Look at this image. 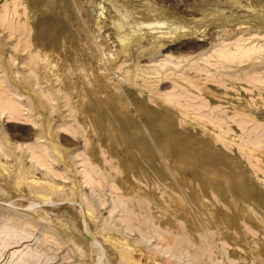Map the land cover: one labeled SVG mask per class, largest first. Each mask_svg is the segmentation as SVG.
<instances>
[{"label":"rangeland","instance_id":"obj_1","mask_svg":"<svg viewBox=\"0 0 264 264\" xmlns=\"http://www.w3.org/2000/svg\"><path fill=\"white\" fill-rule=\"evenodd\" d=\"M92 1L71 29L87 73L110 86L100 92L125 97L131 121L99 106L101 133L49 69L54 60L71 68L78 53L64 62L53 46L47 59L35 51V31L40 45L52 43L55 12L45 0H0V264H264V0ZM147 106V116L139 113ZM169 111L177 139H187L185 156L157 140ZM210 151L218 161L229 155L223 171L196 161Z\"/></svg>","mask_w":264,"mask_h":264},{"label":"bare ground","instance_id":"obj_2","mask_svg":"<svg viewBox=\"0 0 264 264\" xmlns=\"http://www.w3.org/2000/svg\"><path fill=\"white\" fill-rule=\"evenodd\" d=\"M28 1V0H27ZM34 1H36V0H34ZM77 1V4H76V6L77 7H75L76 9H73V11H72V6H70V5H63L62 7H59L58 5L59 4H57V2H56V0H45V2H43L42 3V7H46V6H48V7H50V9L52 10V11H54L55 12V16H54V18H53V21H52V23H51V25H52V31H50V32H48L47 34V36L48 37H53L52 39H53V41H52V43H50V44H42V45H40V41L39 40H43L42 38L44 37V34H40L39 32H38V34L37 33H35V32H33L34 34H36L35 35V40H36V44H35V51H36V49H39V52H43L44 53V58H46L47 56H50V53H51V51L53 50L55 53H57L58 55V57L57 58H59L60 57V59H62L63 57H65V59L67 58V57H69L70 58V56H72V55H74L75 53H78V55L80 56V58L79 59H74L73 57L71 58V63L69 64V65H71V68H69V69H66V70H60V67H61V64H59V63H56V61L54 60L53 62H52V64H50L51 65V68L49 67V69H51L50 71L52 72V77H54V79H56L55 81H60V84H61V89L63 90V91H67L68 93H70L69 95H71L70 97H72V99H73V101H74V103L75 104H77V108L80 106V113L78 114V116L80 115V118H82V120H83V122L85 123V124H88V119H91L92 121H93V124L95 125V129H96V131H97V133L98 132H100L101 131V128H100V126H99V114H98V111H97V109H99L98 107L100 106V107H103L104 105H111V106H113L114 107V109H116V117H118L119 119L122 117L123 118V116L127 119V121H126V123H131V121H130V119H129V117H126V116H128V113L125 115V112L123 113V109H126L127 107L126 106H123V104H122V102L125 100V97L123 98V96H121V95H119V99H115V97H110V95H109V93L108 92H100L99 91V89L98 88H105V89H109L110 88V86L108 85V84H106V83H103L102 82V80L98 77V74H91V76H89V74L87 73V70L89 71V69H87L86 70V68H88V67H86L85 68V64L86 63H88V62H86L85 61V63L83 62V46H81V44H79V40H77V37H75V35L73 34V30L71 29V22H72V17L74 18V21H76V22H79L80 21V15L82 14V13H84V11H85V9L87 8L86 7V4L88 3V4H93L94 2L92 1V0H76ZM68 3H70V1L68 2ZM26 4V3H25ZM75 5V4H74ZM95 5V4H94ZM98 5V4H97ZM27 6V5H26ZM40 6V5H39ZM88 6V5H87ZM34 7V6H33ZM37 7V6H36ZM96 7V6H95ZM39 9V8H38ZM37 9V10H38ZM49 9V8H48ZM47 9V10H48ZM92 9V8H91ZM130 9V8H129ZM141 9V8H140ZM149 9V8H148ZM24 10H26L25 8H24ZM37 10L35 9V12H37ZM41 11H42V9H40ZM44 10V9H43ZM95 10V9H94ZM32 11V10H31ZM97 11V10H96ZM87 12V11H86ZM143 12V11H142ZM33 13V12H32ZM44 13V12H43ZM49 13V12H48ZM97 13H99V12H97ZM148 14H150V13H148ZM36 15V14H35ZM52 15V14H51ZM101 15V14H100ZM145 15H146V13H145ZM84 16V15H83ZM151 16V15H150ZM32 18V17H31ZM50 18V17H49ZM25 20H27L26 19V17H25ZM50 20V19H49ZM52 20V19H51ZM95 20V22L97 23V21H98V19H97V21H96V19H94ZM81 22V21H80ZM117 22V21H116ZM34 24V23H33ZM35 24H36V22H35ZM75 24V23H74ZM97 24H99V23H97ZM114 24V23H113ZM44 25H46V24H44ZM50 25V24H49ZM96 24H94V26H95ZM100 25V24H99ZM97 26V25H96ZM95 26V27H96ZM29 27V26H28ZM39 27H42V25L41 26H39ZM47 27V26H46ZM76 27V26H75ZM25 28V27H24ZM44 29V28H43ZM95 29V28H94ZM31 30V29H30ZM81 31L83 30V29H80ZM96 30V29H95ZM59 31H63L64 32V37L63 38H65V42H64V44H59L58 42H57V39L59 38L58 36V32ZM97 31H98V29H97ZM46 32V31H45ZM99 32V31H98ZM44 33V32H43ZM101 33V32H100ZM151 33V32H150ZM21 34H23V31H22V33ZM98 34V33H97ZM104 34V33H103ZM62 35V36H63ZM146 35V34H145ZM77 36V35H76ZM82 36V35H81ZM155 36V35H154ZM164 37L166 36V35H163ZM100 37H101V35H100ZM103 37V36H102ZM161 38H162V36H160ZM45 38V37H44ZM107 38V37H106ZM156 39H158L157 37H156ZM26 42H27V40H26ZM25 42V43H26ZM39 42V43H38ZM62 42V41H61ZM83 42V41H82ZM103 43V42H102ZM30 46V45H29ZM53 46V48H52V50L50 49V47H52ZM102 46V45H101ZM25 47H27L25 44H24V49H25ZM110 48V47H109ZM40 49L42 50V51H40ZM51 50V51H50ZM109 50H111V49H109ZM38 51V50H37ZM107 51V50H106ZM106 51H105V53H106ZM34 52V51H33ZM53 52V53H54ZM109 52V51H108ZM107 52V53H108ZM43 53H41V54H43ZM110 53H112V51L110 52ZM110 53H109V55H110ZM33 54V53H32ZM85 55V54H84ZM230 55V54H229ZM46 56V57H45ZM52 56V55H51ZM105 56V55H104ZM53 57V56H52ZM39 58H40V56H39ZM51 58V57H50ZM54 58V57H53ZM98 58V57H97ZM238 58H239V56H238ZM36 59V58H35ZM41 59V58H40ZM47 59V58H46ZM49 59V58H48ZM43 60V59H42ZM57 60V59H56ZM62 60H64V58L62 59ZM68 60V59H67ZM68 60V61H69ZM98 60H99V58H98ZM32 61V60H31ZM51 61V60H50ZM33 62V61H32ZM47 62V61H46ZM45 62V63H46ZM58 62H60V61H58ZM64 62H67V61H65L64 60ZM101 62V61H100ZM99 62V63H100ZM48 63V62H47ZM62 63V62H61ZM98 64V63H97ZM101 64V63H100ZM49 65V66H50ZM64 66H65V64H63ZM67 65V64H66ZM69 65H67V66H69ZM42 66V65H41ZM47 66V65H46ZM89 66V65H88ZM221 66H223V65H221L220 64V67ZM226 67V66H225ZM67 68V67H66ZM98 68V67H97ZM223 68V67H222ZM44 69V68H43ZM102 69V68H101ZM91 70V69H90ZM99 70V69H98ZM118 70V69H117ZM93 71V70H92ZM103 71V70H102ZM101 71V72H102ZM90 72V71H89ZM94 72V71H93ZM96 72H98V71H96ZM32 73H34V72H32ZM46 73V72H45ZM91 73V72H90ZM104 73V72H103ZM103 73H101V74H103ZM110 73V72H109ZM35 75V74H34ZM106 75V74H105ZM105 75H103V76H105ZM106 76H108V75H106ZM112 76V75H111ZM107 78V77H106ZM105 78V79H106ZM122 78V77H121ZM123 79V78H122ZM254 79V78H253ZM103 80H104V78H103ZM107 80H109V79H107ZM53 81V80H52ZM109 81H111V80H109ZM214 81H215V79H214ZM239 81H241V80H239ZM242 81H243V79H242ZM252 81H257V80H252ZM251 81V82H252ZM245 83V82H244ZM247 83H249V82H247ZM52 84V83H51ZM114 84V83H113ZM38 85V84H37ZM143 85V84H142ZM218 85V84H217ZM248 85V84H247ZM142 86H140V88H141ZM144 87V86H143ZM240 87V86H239ZM242 88V87H241ZM256 88H257V86H256ZM259 88V87H258ZM45 90V89H44ZM260 90V89H259ZM1 91H3V90H0V92ZM117 92V91H116ZM131 92V91H130ZM150 92V91H149ZM3 93V92H2ZM111 93V92H110ZM118 94H120L119 92H117ZM133 93V92H132ZM141 93V92H140ZM153 93V92H152ZM49 94V93H48ZM142 94V93H141ZM141 94H134V96H133V101L136 103V104H143L144 103V99L141 97ZM150 94V93H149ZM156 93H154L153 94V97H152V99L154 100L155 99V101H157V99L154 97V95H155ZM2 95V94H1ZM69 97V96H68ZM3 99H4V97H3ZM7 100H8V98H6ZM151 99V100H152ZM165 99V98H164ZM2 99L0 98V103L2 102H4L3 100L1 101ZM11 100V99H10ZM262 100V99H261ZM263 101V100H262ZM94 102H96L97 104H94ZM125 102H127V101H125ZM67 103V102H66ZM128 103V102H127ZM127 103H125V104H127ZM133 103V102H132ZM150 103H152V101L150 102ZM156 103V102H155ZM166 103H167V101H166ZM169 103V102H168ZM167 103V104H168ZM263 103V102H262ZM78 104H79V106H78ZM154 104V103H153ZM1 105H3L2 107L4 108V105L6 106L7 104L6 103H3V104H1ZM0 105V106H1ZM160 105V104H159ZM111 106H110V108H111ZM151 106V105H150ZM105 107H109V106H105ZM126 107V108H125ZM161 106H159V108H160ZM7 108H9V106L7 107ZM6 108V109H7ZM260 108V107H259ZM150 109H151V107H149V106H147V107H140V109H139V113H141L142 115H145L148 111H150ZM154 109V108H153ZM156 109V108H155ZM4 110L5 109H3L1 112H4ZM9 111H11V109H8ZM17 110V109H16ZM165 110V109H164ZM168 110H170V109H168ZM181 110H183V109H181ZM79 111V110H78ZM138 111V110H137ZM171 111V110H170ZM170 111H169V113H170ZM173 111V110H172ZM171 111V112H172ZM12 112V111H11ZM14 112V111H13ZM100 112H101V109H100ZM103 112V111H102ZM153 112V111H152ZM165 112H168L167 110L165 111ZM165 112H163V114L165 113ZM15 114L17 113L16 111L14 112ZM14 113L12 114V113H10V115H11V118H12V115L14 116ZM153 113H155V112H153ZM157 113H158V111H157ZM168 113V114H169ZM182 113V112H181ZM140 114V115H141ZM148 114H150V113H148ZM152 114V113H151ZM161 114V113H160ZM159 114V115H160ZM172 114H173V112H172ZM18 115V114H17ZM106 115H107V113H106ZM154 115V114H153ZM158 115V116H159ZM165 115L166 114H164L163 116H164V118H165ZM203 115V114H202ZM205 115V114H204ZM16 116V115H15ZM113 116V115H112ZM115 116V115H114ZM113 116V117H114ZM129 116H130V113H129ZM146 116H147V114H146ZM148 116H150V115H148ZM155 116V115H154ZM196 116V115H195ZM210 116H211V114H210ZM210 116H208V118H210ZM102 117V116H101ZM132 117V116H131ZM151 117H153L152 115H151ZM166 117H168V121L166 122V121H164V123H162V124H160V126H159V129H157V130H155L156 131V133L157 132H159L160 131V134L162 133V135H163V139H157V140H160L159 141V143L160 144H165V143H167V141L169 140V142H170V140H172L171 141V143H170V145L172 146V148L170 147V149H172V150H174L176 153L178 152V150H179V153H180V148L182 147V146H185V144H183V142L184 141H186L187 139L186 138H181V139H177V138H179V136H183L182 135V133H180V132H176V124H175V118L171 115V113H170V115H167ZM109 118V115L106 117V119H108ZM133 118V117H132ZM132 118H131V120H132ZM158 118V117H157ZM199 118H200V116H199ZM205 118V117H204ZM217 118H219V117H217ZM113 119H115V118H113ZM118 119V120H119ZM146 119V118H145ZM144 119V121H147V120H145ZM162 119H163V117H162ZM197 119H198V117H197ZM220 119H223V118H220ZM229 119V118H228ZM233 119V118H232ZM112 119H111V117H110V121H111ZM117 120V121H118ZM135 120V119H134ZM153 120V119H152ZM157 120H159V119H157ZM156 120V121H157ZM164 120V119H163ZM206 120H208V119H206ZM212 120H215L214 118L212 119ZM217 120V119H216ZM125 121V120H124ZM179 121V120H178ZM209 121H210V119H209ZM91 122V121H90ZM107 122V121H106ZM105 122V123H106ZM113 122V121H112ZM134 122V121H133ZM137 122H139V121H137ZM136 122V123H137ZM148 122V121H147ZM149 122H150V120H149ZM151 122H153V121H151ZM149 123L150 125H149V128H154V124L153 123ZM183 122V121H182ZM102 123H103V121H102ZM117 123V122H116ZM119 124H120V121L118 122ZM117 123V125H119ZM122 123V122H121ZM214 123V122H213ZM139 124H141L140 122H139ZM138 124V125H139ZM217 124V123H216ZM93 125V126H94ZM103 125V124H102ZM123 125V124H122ZM130 125V124H129ZM128 125V126H129ZM132 125V124H131ZM133 125H135V123L133 124ZM86 126H88V125H86ZM104 126H106V128L108 127V128H110V130L114 133L115 132V128L113 127V124L111 125V124H109L108 126H107V124L106 125H104ZM142 126V125H141ZM216 126V125H215ZM89 127V126H88ZM87 127V128H88ZM117 127V126H116ZM122 128H123V126H121ZM124 127H126L125 125H124ZM130 127V126H129ZM133 127V126H132ZM145 127V126H144ZM155 127H156V125H155ZM158 127V126H157ZM86 128V129H87ZM107 128V129H108ZM143 128V127H142ZM220 128V127H219ZM134 129V128H133ZM146 129V128H145ZM155 129V128H154ZM153 129V130H154ZM153 130H151V131H153ZM184 130V129H183ZM90 131V130H89ZM89 131H86V132H88L89 133ZM120 131V130H119ZM141 131H142V129H141ZM154 131V132H155ZM178 131H180V130H178ZM123 132H125L124 130H123ZM153 132V133H154ZM101 133V132H100ZM119 133V132H118ZM117 133V134H118ZM121 133V132H120ZM132 133V132H131ZM130 133V136H132V134ZM142 132H140V129L138 128L137 129V133H136V135L137 134H141ZM122 134V133H121ZM125 134V133H124ZM88 135V134H87ZM114 135V134H113ZM116 135V134H115ZM114 135V136H115ZM120 137V136H119ZM116 138V140L118 139V137H115ZM121 138V137H120ZM124 138V137H123ZM122 138V139H123ZM188 138V137H187ZM121 139V140H122ZM130 139H132V138H130ZM142 139V138H141ZM115 140V139H114ZM133 140V139H132ZM129 141V140H128ZM147 142V141H146ZM168 142V143H169ZM189 142V141H188ZM117 143H118V141H117ZM120 143V142H119ZM118 143V144H119ZM131 143V142H130ZM137 143V142H136ZM198 143V142H197ZM121 144V143H120ZM123 144H125V143H122V145ZM132 144L134 145L133 147L136 149V147H135V144H134V141H132ZM131 144V145H132ZM158 144V143H157ZM191 144V143H190ZM146 144H145V142H144V140H141L140 142H139V146H141V147H144ZM195 145V144H194ZM199 145H200V142H199ZM198 145V146H199ZM138 146V147H139ZM168 146V145H167ZM188 146V145H187ZM203 146V145H202ZM120 147H121V145H120ZM147 147H148V145H147ZM189 147H191V146H189ZM124 148V147H123ZM140 148V147H139ZM165 148H166V146H165ZM199 148H201V146L199 147ZM203 148V147H202ZM129 149V148H128ZM146 149V148H145ZM169 149V147H167V150ZM182 149V148H181ZM190 149H192V148H189V150ZM124 150V149H123ZM122 150V151H123ZM139 150V149H138ZM143 150V149H142ZM148 150V149H147ZM164 150V149H163ZM167 150H165V153H166V151ZM182 150H185V151H187V149H182ZM196 150V149H195ZM211 151L213 150V149H210ZM133 151L134 150H125V156H126V165L127 166H129L130 168H135V166H136V164H137V159H136V156H135V154L133 153ZM206 151V150H205ZM209 152L208 153V156L206 157V158H201L200 156L199 157H197V155H195V159H196V157H197V159H196V161L198 162V163H202V164H204L206 167H211V169H213V170H215V169H217L221 164L223 165L224 163H225V161L226 160H228V159H230V157H229V155H223L222 156V158H221V160L220 161H218L217 160V156L213 153V152ZM138 153H139V151H138ZM170 153H171V151H170ZM172 153H173V151H172ZM183 153H184V151H183ZM182 153V151H181V154H183ZM187 153H189V151H187ZM195 153H196V151H195ZM201 153V151H199V153L198 154H200ZM164 154V153H163ZM169 154V153H168ZM190 154H193V153H190ZM166 155V154H165ZM164 155V156H165ZM170 155V154H169ZM168 155V156H169ZM172 155V154H171ZM174 155H176V154H174ZM184 155V154H183ZM201 155V154H200ZM207 155V154H206ZM156 156V155H155ZM154 155H153V153L152 154H150V153H148L147 151H145V158L147 159V161H148V163H150L152 166H154V167H158V165L160 166V164H158V162L159 161H156V157H155ZM177 156H181V155H177ZM185 156V155H184ZM187 156V155H186ZM188 157V156H187ZM187 157L184 159V160H186L187 159ZM191 157V156H190ZM221 157V156H220ZM165 158V157H164ZM173 158H174V156H173ZM184 158V157H183ZM144 159V158H143ZM177 159H180V157H178ZM192 159V158H191ZM195 159H193V160H195ZM140 160V159H139ZM157 160H159V158L157 159ZM167 160L169 161V157H167ZM171 160H173V159H171ZM175 160H176V158H175ZM183 160V161H184ZM188 160V159H187ZM190 160V159H189ZM232 160V159H231ZM181 161H182V158H181ZM180 161V162H181ZM124 162H125V160H124ZM174 162V161H173ZM179 162V163H180ZM185 162V161H184ZM183 162V163H184ZM196 162V163H197ZM227 162V161H226ZM234 162H237V160L235 161L234 160ZM121 163H122V161H121ZM178 163V162H177ZM183 163H182V166H183ZM229 163H231V161H229ZM124 164V163H123ZM165 164V163H164ZM181 164V163H180ZM186 164V163H185ZM184 164V165H185ZM189 164V167H190V163L189 162H187V164L186 165H188ZM237 164V163H236ZM140 165V164H139ZM172 165H173V163H172ZM124 166V165H123ZM166 166V165H165ZM164 166V167H165ZM233 166H234V164H233ZM125 167V166H124ZM128 167V168H129ZM197 167V166H196ZM202 167V166H201ZM201 167H199V168H201ZM205 167V168H206ZM221 167V169H217L218 171L219 170H222L223 171V169H222V166H220ZM224 168V167H223ZM226 168H227V166H226ZM225 168V171L227 170ZM95 170V169H94ZM135 170V169H134ZM158 170V169H157ZM156 170V171H157ZM91 171V170H90ZM224 171V172H225ZM92 172V171H91ZM212 172V171H211ZM214 172H216V171H214ZM139 173V172H138ZM162 172H160V174H161ZM145 174H147V173H145ZM159 174V175H160ZM164 174V173H163ZM208 174V173H207ZM210 174V173H209ZM224 174V173H223ZM226 174V173H225ZM224 174V177H226L227 178V180H228V182L230 183V184H233L234 183V181H235V179L233 178V177H229L228 178V176H226V175H228V173L225 175ZM90 175H92V174H90ZM139 175V174H138ZM211 175V174H210ZM222 175V174H221ZM220 175V176H221ZM230 175V174H229ZM241 175V174H240ZM207 176V175H206ZM214 176V175H213ZM219 176V177H220ZM242 176V175H241ZM120 177V176H119ZM138 177H140V176H138ZM199 177V176H198ZM201 178H202V176H200ZM235 177H237V176H235ZM121 178V177H120ZM204 178V177H203ZM214 178V177H213ZM222 178V177H221ZM237 178H239V177H237ZM242 178H243V176H242ZM142 179V178H141ZM121 180L122 181H124L122 178H121ZM120 180V181H121ZM239 180H241V177L239 178ZM168 181V180H167ZM213 182H214V180H212ZM242 181V180H241ZM164 182H166L165 180H164ZM227 182V181H226ZM235 182H237V179H236V181ZM173 183V182H172ZM241 183V182H240ZM239 182H237L236 183V185L237 186H239V188L241 187V189H242V186H240L239 184H240ZM215 184H217V183H215ZM219 184V183H218ZM242 184V183H241ZM167 185V184H166ZM212 185V184H211ZM97 186V185H96ZM235 186V185H234ZM170 187H171V185H170ZM169 187V188H170ZM228 187H230V186H228ZM232 187V186H231ZM244 188V187H243ZM173 189V188H172ZM238 189V188H237ZM241 189H239V190H241ZM245 189V188H244ZM244 189H243V192L245 193V195L247 194V191H244ZM218 190V189H217ZM227 190V189H226ZM138 191V190H137ZM230 191V190H229ZM242 192V191H241ZM244 193H240L241 195H242V197L244 196V197H246L245 195H244ZM229 195V194H228ZM237 195V194H236ZM240 195V196H241ZM251 195V194H250ZM223 197V196H222ZM239 197V196H238ZM251 197V196H250ZM249 197V198H250ZM227 198H228V196H227ZM121 201V200H120ZM258 201V200H257ZM256 201V202H257ZM177 202V201H176ZM264 202V201H263ZM229 203V202H228ZM120 204V203H119ZM181 204V203H180ZM214 204V203H213ZM217 204V203H216ZM232 204V203H231ZM126 205V204H125ZM124 205V206H125ZM212 205V204H211ZM261 205V204H260ZM262 205H264V204H262ZM126 207V206H125ZM261 207H263V206H261ZM213 208V207H212ZM223 209V208H222ZM238 209V208H237ZM242 209V208H241ZM205 210V209H204ZM239 210V209H238ZM128 211V210H127ZM202 211H203V209H202ZM217 211V210H216ZM228 211V210H227ZM130 212V211H129ZM128 212V213H129ZM214 213H215V211H213ZM205 213V212H204ZM205 214H207V213H205ZM204 214V215H205ZM231 214V213H230ZM212 215V214H211ZM237 227V226H236ZM235 227V228H236ZM241 232V231H240ZM239 233V232H238Z\"/></svg>","mask_w":264,"mask_h":264}]
</instances>
